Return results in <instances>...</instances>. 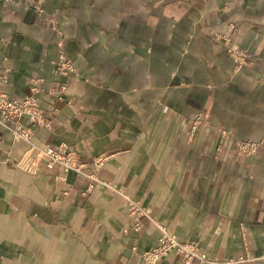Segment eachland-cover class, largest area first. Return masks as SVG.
I'll use <instances>...</instances> for the list:
<instances>
[{"label":"crops","instance_id":"obj_1","mask_svg":"<svg viewBox=\"0 0 264 264\" xmlns=\"http://www.w3.org/2000/svg\"><path fill=\"white\" fill-rule=\"evenodd\" d=\"M39 2L0 0V87L23 97L42 78L50 123L33 141L78 146L85 172L24 170L29 143L0 123V264H150L153 219L210 259L187 264H264V146L233 151L264 138V0ZM231 24L258 60L237 72L211 32ZM61 53L77 73L56 71ZM198 114L208 124L192 133ZM127 195L150 214L132 215ZM159 264L186 263L171 251Z\"/></svg>","mask_w":264,"mask_h":264},{"label":"built area","instance_id":"obj_2","mask_svg":"<svg viewBox=\"0 0 264 264\" xmlns=\"http://www.w3.org/2000/svg\"><path fill=\"white\" fill-rule=\"evenodd\" d=\"M30 4L40 8V2L38 0H27ZM41 9V8H40ZM42 10V9H41ZM234 27H231L233 30ZM216 36H220L219 32H215ZM223 36L229 41L230 36L226 33ZM230 54L236 61V70H240L244 65H254L258 63V60L249 54L247 51L240 49L239 47L230 46ZM264 67V60L261 62ZM57 71L62 74H69L71 71H75L74 64L71 59L65 54L61 53L57 60ZM2 81L6 82L7 75L3 74ZM42 78L34 77L31 80L29 93L22 97H11L9 93L0 88V122L7 126L12 132L28 141L31 144L28 154L25 156L22 166L24 169L35 172L41 166L42 162L46 163L47 168H52L54 164L60 163L67 169H73L76 171H83L84 164L79 155L78 147H70L69 145L62 143L59 146L47 145L42 147L33 143L34 132L23 123L22 118L24 116L29 117L34 123L44 127L49 124V120L46 116V111L42 108L40 101L37 97V93L42 89ZM57 87H52L51 91H58ZM64 85L60 91H65ZM264 146V138L261 140H246L238 141V147L244 149L246 152H250L249 149L256 150ZM106 157L101 156L96 159L97 166L100 167ZM93 181L98 180L96 174L89 175ZM131 212L134 215H149L150 212L139 202L129 199ZM155 225L160 231L159 245L151 250H147L143 253V258L151 263H157L161 260L169 251L176 250L181 252L188 258L198 257L200 259H206V252L200 251L198 245L195 243L182 241L176 233L171 231L164 223L153 219ZM136 225H138L136 223Z\"/></svg>","mask_w":264,"mask_h":264},{"label":"rangeland","instance_id":"obj_3","mask_svg":"<svg viewBox=\"0 0 264 264\" xmlns=\"http://www.w3.org/2000/svg\"><path fill=\"white\" fill-rule=\"evenodd\" d=\"M28 4H30V2L29 1H27V0H25ZM39 1V0H38ZM30 5H32V6H34L33 4H30ZM40 8L41 9H43V5H42V3L40 2ZM39 8V9H40ZM231 27H234V29L233 30H231ZM237 29V26L236 25H233V24H231L230 25V27L227 29V30H225V31H220V30H217V29H212L211 30V32H212V34H213V36L215 37V38H217V39H222V40H224L225 41V43L228 45V52H229V48H230V46H235V47H239L240 49H242V50H245V49H243V48H241L240 46H238L237 44H234L233 43V39H232V34H233V32L235 31ZM215 32H219V34H220V36H216V34H215ZM227 34V35H229L230 36V40L228 41L224 36H223V34ZM245 51H247V50H245ZM249 54H251L252 56H253V54L252 53H250L249 51H247ZM229 54H230V52H229ZM61 55V54H60ZM59 55V56H60ZM67 55V54H66ZM231 55V54H230ZM68 56V55H67ZM232 56V55H231ZM69 57V56H68ZM233 57V56H232ZM254 57V56H253ZM59 58V57H58ZM70 59H71V57H69ZM234 59V58H233ZM58 60V59H57ZM57 60L55 61V64H56V69H57ZM71 61H72V63L74 64V62H73V60L71 59ZM234 61H235V59H234ZM247 66H251V65H247ZM74 67H75V65H74ZM237 69V67H236V61H235V67H234V71H239V70H236ZM77 69H76V67H75V71H71L70 73H72V72H76L77 73V71H76ZM57 71V70H56ZM58 72V71H57ZM60 73V72H59ZM69 73V74H70ZM4 74H6V73H4ZM62 74V73H61ZM69 74H63V75H69ZM7 75V74H6ZM4 76H2L1 78H3ZM34 77H31V79L29 80V89H28V92L26 93V95L29 93V90H30V85H31V80L33 79ZM43 81V80H42ZM41 85H42V82H41ZM55 87H58V89L59 90H61L62 89V87L64 86V84L63 85H54ZM66 86V85H65ZM0 88H2V87H0ZM4 89V88H3ZM50 90V89H49ZM66 91V90H65ZM65 91H61V92H65ZM10 95V94H9ZM26 95H24V96H26ZM11 97H16V96H12V95H10ZM23 96V97H24ZM17 98H22V97H17ZM46 113V112H45ZM46 116H47V118H48V120H49V116L47 115V113H46ZM29 118V117H28ZM29 120L31 121V124H32V126H28L33 132H34V134H35V128H34V126H38V127H42V126H40L39 124H37V123H34L30 118H29ZM1 123V122H0ZM24 123V122H23ZM49 123H50V121H49ZM25 124V123H24ZM208 124V121L207 120H205L204 119V116H202V115H200V114H198L196 117H194V119L192 120V130H191V132L193 133V132H195L196 130H198L200 127H202V126H204V125H207ZM4 125V124H3ZM26 125V124H25ZM49 125V124H48ZM7 127V126H6ZM45 127V126H44ZM8 128V127H7ZM221 130V131H220ZM12 131V130H11ZM219 131L222 133V135H224V136H231L232 134H233V131L232 130H226V129H219ZM14 134V133H13ZM15 135V134H14ZM16 136V135H15ZM16 137H18V136H16ZM34 137V136H33ZM18 138H20V137H18ZM20 139H22V138H20ZM22 140H24V139H22ZM246 140H249V139H246ZM246 140H235V146H234V153L236 154V155H238V156H241V157H247V156H251V155H254V154H256V152L261 148H258L257 150H256V148L255 149H249L250 150V152H246V153H243L245 150L244 149H241L240 147H238V141H246ZM253 140V139H252ZM24 141H26V140H24ZM26 142H28V141H26ZM29 143V142H28ZM33 143L34 144H37V143H35L34 141H33ZM62 143H60V144H53V143H49L48 145H52V146H59V145H61ZM65 144H67V145H69L70 147H73V148H75V147H78V146H76V145H70V144H68V143H65ZM39 145V144H38ZM29 147H31V144L29 143V145H28V148L22 153V155H21V157L18 159V161H17V165L19 166V167H21V168H23L24 169V167L21 165L22 164V162H23V160H24V158H25V156L28 154V150L30 149ZM42 147H45V146H42ZM78 150H79V148H78ZM221 152H222V146H218L217 148H216V156H218V155H220L221 154ZM79 155H80V152H79ZM80 157H81V155H80ZM82 159V158H81ZM82 161H83V159H82ZM57 164H59V165H61L65 170H73V169H67V168H65L62 164H60V163H56V164H54V166L52 167V168H47V166H46V163L45 162H42L41 163V167L44 165L47 169H53L54 167H55V165H57ZM83 164H84V161H83ZM96 165H97V163H96ZM102 166V165H101ZM100 166V167H101ZM40 167V168H41ZM98 167V166H97ZM39 168V169H40ZM99 168V167H98ZM38 169V170H39ZM24 170H26V169H24ZM38 170H36V171H38ZM26 171H28V170H26ZM35 171V172H36ZM74 171H76V170H74ZM28 172H30V171H28ZM35 172H30V173H35ZM77 172H79V171H77ZM85 172V164H84V168H83V171H81V172H79V173H84ZM90 174H96V173H88V176L90 175ZM97 175V174H96ZM98 176V175H97ZM90 177V176H89ZM91 178V177H90ZM92 179V178H91ZM94 185V182H91L90 184H89V186L90 187H92ZM129 199H132V200H135L132 196H129V195H127V203H128V207H129V210H130V212H131V207H130V201H129ZM135 201H137V200H135ZM137 202H139V201H137ZM140 203V202H139ZM141 204V203H140ZM131 214H132V212H131ZM132 215H134V214H132ZM136 216V215H135ZM138 224V223H137ZM136 225V224H135ZM168 227V226H167ZM169 228V227H168ZM171 230V229H170ZM172 231V230H171ZM160 232V231H159ZM159 239H160V235H159ZM185 242H190V243H195L196 245H198L196 242H194V241H185ZM159 245V242H158V244L156 245V246H154V247H152V248H150V249H147V250H151V249H153V248H155V247H157ZM198 249L200 250V251H203L204 252V250L198 245ZM147 250H145V251H147ZM145 251H143L142 252V258H143V253L145 252ZM172 251H175L178 255H180V256H182V258H183V260H184V262L187 264V263H190V261H192V260H198V261H202V262H210V259H209V257L207 256V254H206V259L205 260H203V259H200V258H198V257H192V258H188V257H186L184 254H182L181 252L179 253L178 251H176V250H172ZM169 252H171V251H169ZM168 252V253H169ZM167 253V254H168ZM166 254V255H167ZM165 255V256H166ZM164 256V257H165ZM163 257V258H164ZM162 258V259H163ZM144 259V258H143ZM161 259V260H162ZM145 260V259H144ZM161 260H159L157 263H151V262H148V261H146V262H148V263H150V264H159L160 262H161ZM246 260V257H245V255H240L239 257H236V258H233V259H229V260H227V261H224L223 262V264H238V263H240V262H242V261H245Z\"/></svg>","mask_w":264,"mask_h":264}]
</instances>
